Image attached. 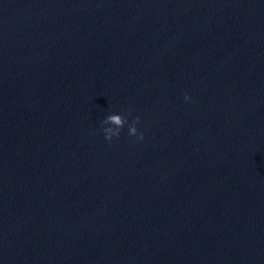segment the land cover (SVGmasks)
Listing matches in <instances>:
<instances>
[{"label":"clouds","instance_id":"clouds-1","mask_svg":"<svg viewBox=\"0 0 264 264\" xmlns=\"http://www.w3.org/2000/svg\"><path fill=\"white\" fill-rule=\"evenodd\" d=\"M184 99L187 101L190 97L185 94ZM128 114L131 115V109H129ZM140 122V118L136 117L132 124L129 126V135L138 137L139 139H143V133H138L136 124ZM104 125H112L114 127H105L103 129L105 139L111 141L113 137H119L122 128L124 127L125 123H127L126 117L118 114H111L107 116L102 122Z\"/></svg>","mask_w":264,"mask_h":264}]
</instances>
